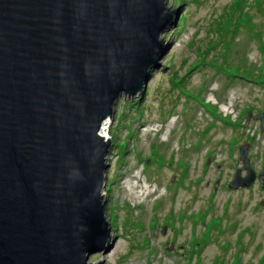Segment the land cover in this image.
<instances>
[{
	"label": "rangeland",
	"instance_id": "374dc122",
	"mask_svg": "<svg viewBox=\"0 0 264 264\" xmlns=\"http://www.w3.org/2000/svg\"><path fill=\"white\" fill-rule=\"evenodd\" d=\"M169 49L109 121L105 264H264V184L230 189L240 148L264 167V0H167ZM252 117L248 121V114Z\"/></svg>",
	"mask_w": 264,
	"mask_h": 264
},
{
	"label": "water",
	"instance_id": "95a60500",
	"mask_svg": "<svg viewBox=\"0 0 264 264\" xmlns=\"http://www.w3.org/2000/svg\"><path fill=\"white\" fill-rule=\"evenodd\" d=\"M179 16L167 0H0V264H105L90 261L115 240L102 126L145 94ZM248 148L230 189L256 181Z\"/></svg>",
	"mask_w": 264,
	"mask_h": 264
},
{
	"label": "bare ground",
	"instance_id": "6f19581e",
	"mask_svg": "<svg viewBox=\"0 0 264 264\" xmlns=\"http://www.w3.org/2000/svg\"><path fill=\"white\" fill-rule=\"evenodd\" d=\"M108 125H109V120L102 126L101 134H104L107 138H111L110 137V133H109V126Z\"/></svg>",
	"mask_w": 264,
	"mask_h": 264
}]
</instances>
